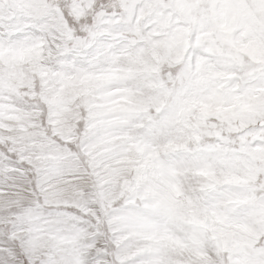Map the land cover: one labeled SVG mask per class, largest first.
<instances>
[{"label":"snow or ice","instance_id":"1","mask_svg":"<svg viewBox=\"0 0 264 264\" xmlns=\"http://www.w3.org/2000/svg\"><path fill=\"white\" fill-rule=\"evenodd\" d=\"M0 264H264V0H0Z\"/></svg>","mask_w":264,"mask_h":264}]
</instances>
